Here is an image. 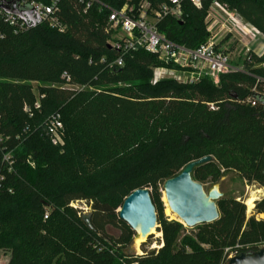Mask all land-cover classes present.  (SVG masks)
Masks as SVG:
<instances>
[{"label":"trees","instance_id":"16d2710c","mask_svg":"<svg viewBox=\"0 0 264 264\" xmlns=\"http://www.w3.org/2000/svg\"><path fill=\"white\" fill-rule=\"evenodd\" d=\"M101 1L114 10L140 3ZM216 2L264 35V0H206L201 10L184 0L182 19L166 17L159 32L178 45L200 48L209 41L206 18ZM151 3L154 9L162 4ZM57 16L66 33L46 23L20 33L0 19V252L10 255L8 264H228V248L262 249L264 220L255 215H264V200L249 218L237 199H220L219 220L206 224L214 238L201 232L181 239L183 226L164 221V246L142 255L127 254L136 232L119 210L133 192L148 189L160 213L159 188L209 156L213 161L193 173L203 186L217 185L229 173L264 186V103H240L264 94V53L244 61L258 65V75L245 69L221 75L218 85L210 78L152 85V68L160 65L156 56L137 51L122 67L114 64L121 54L109 45L107 9L94 6L85 14L79 0H60ZM65 73L72 86L85 89L67 87ZM38 100L41 108L35 110ZM57 113L66 133L63 153L45 133L46 121ZM85 140L101 150L92 171L78 160ZM8 154L12 166L4 160ZM77 202L90 207L91 227L71 206ZM110 228L120 235L112 237Z\"/></svg>","mask_w":264,"mask_h":264},{"label":"built area","instance_id":"2783aa9c","mask_svg":"<svg viewBox=\"0 0 264 264\" xmlns=\"http://www.w3.org/2000/svg\"><path fill=\"white\" fill-rule=\"evenodd\" d=\"M183 1L167 0V5L162 10L155 11L146 2H141L138 5L126 4L121 10H114L103 4L101 0H79L80 4L84 6L85 14L94 6H99L101 9L109 11L105 32L109 37V45L121 54L114 63L115 65L122 67L125 57L137 51H144L157 57L160 65L152 68V85H157L164 81H175L179 84L192 85L199 83L204 78L213 79L214 83L218 85L221 75L242 72L243 70L233 65L230 57L220 49L222 43L220 35L241 36L242 42L246 38L250 39V44L246 45L245 62L251 63L253 54L258 55L251 46L258 43L263 34L237 13L230 11L225 5L218 2L214 3L208 12L207 31L210 34V38L205 45L193 50L169 40L159 32L158 24L169 16L180 21L182 19ZM205 1L190 0L192 5L198 10L203 8ZM59 2L60 0H52L49 5H44L35 1L20 0L21 6H31L35 10L41 23H46L50 28L60 33H66L68 30L67 26L57 16ZM0 19L14 27L16 32L24 33L29 29L20 18L7 14L3 10H0ZM0 38H3L1 34ZM155 71L159 72L158 77L154 75ZM62 79L67 87L77 90L85 89V87L72 86V79L67 73L62 76ZM260 96L264 98V94ZM240 103L256 106L257 101L249 97L240 101ZM34 108L35 110L41 108L39 100ZM211 108L215 110L214 105H211ZM25 112L30 117H33V110L28 106L25 107ZM64 130L62 116L59 113L52 115L45 123L46 136L54 146L60 144ZM4 160L12 166L13 162L9 154L5 156ZM3 181L4 178L0 177V191ZM257 200L260 199L257 198ZM244 205L249 208L247 203H244ZM71 206L76 210L82 211L83 215H87L90 212V207L85 202L73 203ZM48 218L49 212L46 213L45 220ZM242 249L243 247L240 245L226 249L227 262L240 255ZM0 264L7 263L0 262Z\"/></svg>","mask_w":264,"mask_h":264},{"label":"water","instance_id":"95a60500","mask_svg":"<svg viewBox=\"0 0 264 264\" xmlns=\"http://www.w3.org/2000/svg\"><path fill=\"white\" fill-rule=\"evenodd\" d=\"M0 10L20 18L28 28L41 23L35 10L31 6H21L19 0H0ZM256 101L264 103V98H256ZM212 161L213 158L209 156L191 162L178 176L164 184L163 189L170 210L188 228L212 224L219 220L217 202L223 198V194L217 188L207 193L204 186L193 179V173L198 167ZM119 217L142 238L152 236V230L157 228L158 217L150 191L139 189L129 195L119 210ZM84 220L91 227L89 214L84 216ZM127 254L131 255V251H127ZM228 264H264V248L257 252L241 253Z\"/></svg>","mask_w":264,"mask_h":264},{"label":"rangeland","instance_id":"374dc122","mask_svg":"<svg viewBox=\"0 0 264 264\" xmlns=\"http://www.w3.org/2000/svg\"><path fill=\"white\" fill-rule=\"evenodd\" d=\"M141 2H146L150 4L151 6V1H156L157 3L160 4L164 0H139ZM167 5V0H165L164 3L159 5L156 9L152 8L153 10H162L164 6ZM210 10V9H209ZM209 12V11H208ZM235 13V12H234ZM208 16V15H207ZM206 21H208V17L206 18ZM221 37V45L220 49L223 50L225 54H227L233 65H236L240 67L243 71L245 69L250 70L252 73L258 75L259 73L257 72V69L259 68L258 65H254L252 67H247L244 64V59L246 57V45L250 44V39L246 38L244 42L241 41L242 37L237 36V35H220ZM220 41V42H221ZM264 35L259 39L258 43L252 44V49L255 53H258V55H261L262 52L264 51ZM242 71V72H243ZM154 75L156 77L159 76V72H154ZM34 88L35 92L37 94V97L39 100L42 99L43 96H41L38 92V84L34 83ZM84 90V89H83ZM66 145V133L64 130L63 135H61V140L60 144L58 146H55L59 149H61V153H63V148ZM54 146V145H53ZM81 148L82 151L80 153V162L82 164V168L87 170V171H92L94 168H98L100 164V147H96L95 145H92L88 140H85L83 143H81ZM94 169V170H95ZM213 188H217L222 194L223 198H235L237 201L241 203H249V201L252 199H257L259 198L260 200H257L255 203L252 204V206H256L258 203L262 202L264 200V186L256 183V182H249L246 179H240L236 177L234 174H227L222 179L217 185H211V184H205L204 189L207 193H209ZM158 194L160 196V201L162 204V211L160 213H157L158 219L161 220V222L157 223V228L155 229L152 238H145L141 243L137 245V242L140 238V235L136 233L132 244L129 246L127 251H131V255L136 254V255H142L143 250H148V251H153V250H159L164 246V234H163V224L162 222L164 221H175L180 223L183 228L184 232L182 234L181 239L184 236H192L198 233H204L208 237L214 238V235L212 233V227L210 225H201L197 226L195 228H188L178 217L175 215L169 208L165 192L163 187H160L158 190ZM246 206V205H245ZM249 206V205H248ZM252 206H249L247 208V216L250 218L253 215H255V207L252 208ZM257 220H264V215H255ZM109 234L112 237H118L120 235L119 230L117 229H109ZM262 249L264 248V241L260 242ZM211 247V244L209 245H204V248L209 249ZM8 256V257H7ZM8 254H5L3 252H0V262L7 263L9 260ZM7 257V258H6ZM6 261V262H5Z\"/></svg>","mask_w":264,"mask_h":264},{"label":"bare ground","instance_id":"6f19581e","mask_svg":"<svg viewBox=\"0 0 264 264\" xmlns=\"http://www.w3.org/2000/svg\"><path fill=\"white\" fill-rule=\"evenodd\" d=\"M255 201H256V199H253V200L251 199V200L249 201L248 205H249V206H252V204L255 203ZM252 208H253V206H252ZM249 209H250V208H249ZM154 231H155V229L152 230L151 233L153 234ZM144 239H145V238H142V237L140 236V238H139V240H138V242H137V245H138L139 243H141Z\"/></svg>","mask_w":264,"mask_h":264},{"label":"crops","instance_id":"0c3cea01","mask_svg":"<svg viewBox=\"0 0 264 264\" xmlns=\"http://www.w3.org/2000/svg\"><path fill=\"white\" fill-rule=\"evenodd\" d=\"M263 44H264V42H263ZM262 53H264V51H263ZM7 257H8V256H7ZM7 257H6V258H7ZM9 259H10V256H9ZM5 262H6V261H5ZM8 262H9V260L7 261V264H8Z\"/></svg>","mask_w":264,"mask_h":264}]
</instances>
